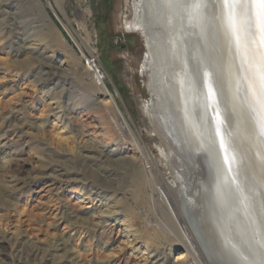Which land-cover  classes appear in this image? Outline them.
<instances>
[{"label":"rangeland","instance_id":"obj_1","mask_svg":"<svg viewBox=\"0 0 264 264\" xmlns=\"http://www.w3.org/2000/svg\"><path fill=\"white\" fill-rule=\"evenodd\" d=\"M136 1L0 0L1 264H202L178 260L184 221L160 153L174 155L149 113L145 36L128 28ZM85 103L102 128L85 132Z\"/></svg>","mask_w":264,"mask_h":264},{"label":"bare ground","instance_id":"obj_2","mask_svg":"<svg viewBox=\"0 0 264 264\" xmlns=\"http://www.w3.org/2000/svg\"><path fill=\"white\" fill-rule=\"evenodd\" d=\"M157 1L158 3L151 7L156 14L159 13L158 16L160 15L159 19L165 37L158 40L157 43L150 40L158 57L151 56L148 50L146 53L149 87L153 93V104L148 111L154 115L155 112H151L152 108L159 114H165L166 109L171 110L181 128L180 131L172 133H176L178 140L185 142L195 154L205 152L206 156L214 162L216 175L213 186L211 188L210 184L209 189L214 195V203L222 223L218 224L212 220L211 229L219 249L223 251L224 255L231 256L235 264H264V155L251 142V144L248 141L243 143L245 141H242L241 137H235L233 126L234 139L240 141L243 149L241 150L246 155L249 154L252 168L244 165L239 167L237 163H234L232 135L227 125L232 127V122L234 124L235 121L239 124L245 123L248 119L252 120V117L241 102L240 93H236L234 90L230 62L228 61L226 65L227 48L222 41L223 32L218 0ZM146 2L147 0L136 1L134 19L131 23L129 22L130 30L145 34L147 31H151L145 13ZM210 31H212L211 35ZM187 34H191L193 39L194 37L201 39L200 44L194 47L193 41L187 40ZM149 39L147 37L148 42ZM88 41L86 44L90 48H94V45ZM24 51L26 53L28 50ZM153 59L157 61L159 71L157 69L155 71ZM86 60L87 67L93 70L96 82L102 87L105 80L100 72L101 66L96 64L94 59L87 57ZM193 61L199 64L200 70L203 72L201 85L195 76L194 68L196 67L192 65ZM259 67L264 71L261 68V63ZM50 69L53 70L51 67ZM258 81L262 91L261 79ZM99 94H101L100 101L103 103L107 93L99 92ZM79 105L81 106L75 108L73 112L76 118L83 122L86 127L85 132L89 131V127L93 124L102 126V118L97 114L99 109L95 111L96 108L89 107L87 103ZM99 105L101 106L100 103ZM108 107L112 112H116L113 105L109 104ZM100 110L102 111V108ZM210 112H215L217 115L212 119L213 122H210ZM220 117L223 118L220 120ZM156 119L160 121L163 128L165 121L158 115ZM159 133L162 134L160 128ZM169 133L171 134V132ZM262 143L264 150V138H262ZM172 153L174 155L173 162L166 159V152H162L160 155L168 165L172 164L175 168V182L164 178V186L172 193L175 202L179 204L180 211H183H181V216L184 225L181 228L186 240L183 242L184 249L179 252L178 260L192 257L195 260L198 259L197 262L208 264L200 244L196 242L195 235L184 217L183 181L178 179L181 164L179 156L173 149ZM247 169L251 171L250 174ZM170 170L172 169L170 168ZM255 173L263 175L260 176L261 180H258V183L255 182ZM162 177L164 176L162 175ZM177 194H181L182 200H178L179 195ZM208 202L205 203V206L203 205L204 211L211 206ZM105 214V210L99 211L100 216L105 217ZM28 254L31 257L35 256L31 252Z\"/></svg>","mask_w":264,"mask_h":264},{"label":"water","instance_id":"obj_3","mask_svg":"<svg viewBox=\"0 0 264 264\" xmlns=\"http://www.w3.org/2000/svg\"><path fill=\"white\" fill-rule=\"evenodd\" d=\"M156 3H158L157 0H147L145 4V13L147 14L149 29L151 28V31H147L146 34L142 32L145 36L147 50L153 57L154 55L156 57L158 56L157 52L153 49L152 42L157 43L158 40H162L165 37L162 24L160 23L159 19L160 15L158 16L159 13L157 12L156 14L151 7L152 5L155 6ZM218 6L222 23V41L227 48L226 65L229 61L233 71L232 84L234 86V90L236 93H240V96L242 97L241 102L243 105H245L252 117V120L250 119L251 121L248 119L245 123L239 124V122L237 123L235 121L234 124L232 122V127L229 124L227 125V128L230 130V133L233 136H231V141H233L232 150L235 155L234 163H237L239 167H243L244 165L252 168V161L249 154L246 155L245 152L242 151L243 149L241 142L235 141L234 139V129L235 137H241L242 141H245L243 143H246V141L249 143L251 142L252 145L257 146L264 155L262 143V138H264V121L261 119L260 104L258 102L259 98L261 97V89L259 86L260 82L258 80L260 79V73L262 71L259 67V64L261 63V52L264 51V49H262L260 44L259 30L255 26V22L250 20L247 27L248 38L246 55H242L240 48L237 47L232 38L231 30L227 24V9L224 5V0H218ZM209 33L211 35L212 31ZM187 36L188 41H193L194 47H197L200 44L201 39H196L193 36L195 39L194 40L191 37V34H187ZM147 37L150 38L149 42ZM150 40L152 42H150ZM202 40L204 41V38ZM154 63L155 71L156 69L159 71L157 61L154 60ZM192 65L196 67L194 68V73L199 85H201V77L203 72L200 70L198 63H194L193 61ZM159 78L161 77L159 76ZM149 91L151 92V95H153L150 87ZM157 115L165 121V124H163L162 128V125L158 120L160 129H162V134L165 133L164 136L172 145L173 151L179 156L182 169L178 175V179H180L181 182L183 181L185 199L183 208L185 206L184 215L187 223L189 224L197 242L200 244V247L208 260H210L213 264H235L234 260L231 259V256L224 255L223 251L219 249V245H217V240L215 241V236L211 229V222H213L212 220L218 224L222 223L220 220V214L217 211L214 203V195L212 190L209 189L210 184L212 188L216 175V167L214 162L209 159L208 156H206L205 152H198L195 154L185 142L178 140V135L176 133L173 134L175 131H180L181 128L176 117L174 116V113L171 110L166 109L165 114H159V112H157ZM223 116L225 117V115ZM216 117L217 115L215 112L211 113L210 122H213L212 119ZM222 118L223 117H220V120ZM168 132H171V134H168ZM247 171H249V169H247ZM250 172L251 171H249V174ZM255 176V182L258 183V180H261L260 176L263 175L261 173H255ZM206 202L210 203L211 206H209V208L204 211L203 205L205 206Z\"/></svg>","mask_w":264,"mask_h":264},{"label":"snow or ice","instance_id":"obj_4","mask_svg":"<svg viewBox=\"0 0 264 264\" xmlns=\"http://www.w3.org/2000/svg\"><path fill=\"white\" fill-rule=\"evenodd\" d=\"M227 9L226 18L232 38L246 55L249 21H254L259 30L260 44L264 49V0H224ZM261 68L264 69V51L261 52ZM262 91L259 98L261 119L264 121V71L260 73Z\"/></svg>","mask_w":264,"mask_h":264},{"label":"built area","instance_id":"obj_5","mask_svg":"<svg viewBox=\"0 0 264 264\" xmlns=\"http://www.w3.org/2000/svg\"><path fill=\"white\" fill-rule=\"evenodd\" d=\"M95 61H96V59H94ZM96 64H98V62L96 61ZM100 72L102 73V76L104 77V79H105V77H106V72L102 69V68H100Z\"/></svg>","mask_w":264,"mask_h":264}]
</instances>
